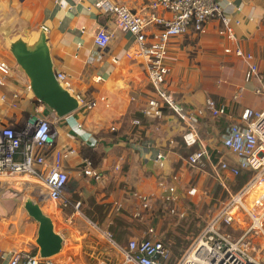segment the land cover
I'll list each match as a JSON object with an SVG mask.
<instances>
[{"label":"crops","instance_id":"crops-1","mask_svg":"<svg viewBox=\"0 0 264 264\" xmlns=\"http://www.w3.org/2000/svg\"><path fill=\"white\" fill-rule=\"evenodd\" d=\"M102 1L124 5L142 15L149 12L148 0H0V61L7 62L11 69L8 81L0 86V125L19 130L29 118H43L51 123L55 147L75 151L64 162L68 183L63 196L72 202L80 201L83 212L80 209L76 213L71 208L69 212L59 211L65 228L77 230L80 239L70 233L73 248L62 251L66 240L54 230L63 239L61 251L52 257L59 258L56 264H106L103 255L110 252L96 248L100 240L86 241V231L75 216L83 215V222L90 224L92 220L84 214L92 211L93 204L106 208L103 217L93 213L103 226L116 227L114 218L129 226L136 204L130 193L151 196L152 213L142 222L146 227L141 231L128 227L131 233L127 230L123 236L128 240L139 238L152 228L157 237L160 227L148 221L162 195L160 181H169L173 175L178 177L175 185L180 199L188 203L183 206L180 200L178 207L188 210L200 195L189 198L184 188L187 182L197 178L195 187L200 193L203 188L207 190L206 184H213L209 179L213 176L207 170L186 164L185 152L190 149L174 139L185 131L182 122L167 111L158 117L143 115L150 95L146 64L143 58L135 56L134 37L121 31L114 18L100 8ZM217 1L228 19L233 39L219 33L222 25L218 20L209 21L202 34L171 39L165 83L176 102L191 112L201 141L215 157L218 144H225L234 129L243 126L245 114L264 110V0ZM42 26L55 73L65 75L69 91L81 103L94 100L95 107L86 109L80 104L76 111L59 118L31 96L28 79L8 45L12 38L35 39ZM101 28L111 35V40L105 49L99 50L94 46V35ZM236 48L253 55L258 65L257 77L246 80L247 63L235 57ZM158 154L164 156L162 166L154 161ZM83 159L92 161L101 174L99 181L82 175ZM50 162L48 156L47 163ZM26 177L0 176L1 264H6L17 251L39 255L35 242L38 224L27 219L22 205L26 198H41L43 209L47 196L40 181ZM116 202L123 205L120 212L115 210ZM116 229L118 235L122 230ZM71 253L70 262L62 260Z\"/></svg>","mask_w":264,"mask_h":264},{"label":"built area","instance_id":"built-area-1","mask_svg":"<svg viewBox=\"0 0 264 264\" xmlns=\"http://www.w3.org/2000/svg\"><path fill=\"white\" fill-rule=\"evenodd\" d=\"M149 12L145 15L131 11L128 7L102 1L99 6L103 12L111 15L116 26L123 32L130 33L136 43L135 56L143 58L146 64V77L150 89L149 98L143 109V115L158 117L167 110L185 126L181 138L187 148L195 147L186 158V164L196 167L205 159L214 177L229 193L227 177L234 176L235 170L241 169L253 172L250 179L233 194L208 219L197 239L184 253L176 264H264L252 255L256 238L264 235V110L252 111L244 115V124L232 132V139L226 143L236 157V164H228L222 160L216 163L201 141L191 112L183 109L169 92L165 83L169 73L168 47L171 39L188 34L199 35L205 30L209 21L218 20L222 28L219 30L228 39H233L217 0H148ZM111 40V35L105 29H99L94 35V46L105 49ZM230 53L229 49H225ZM235 57L242 58L247 63L246 80L258 76V65L251 53H245L240 48L233 51ZM100 59V56L98 57ZM10 66L0 61V86H4L10 77ZM69 90V83L62 73H55ZM99 80V78H97ZM260 93V91H256ZM234 98H237L235 96ZM99 100H104L100 97ZM80 104L86 109L95 107L96 101L90 100ZM138 124V121H134ZM80 128L79 126H77ZM51 138V142L47 139ZM75 153L73 149H58L55 147V134L48 120L31 117L19 130L10 125H0V176H29L40 181L47 191L50 202L60 206V209L71 208L80 213L81 202H72L63 196L68 183V173L64 162ZM50 156L51 162L47 163ZM164 156L158 154L155 162L162 166ZM237 168V169H236ZM118 169V167H115ZM80 172L85 177L95 181L101 179V174L93 167L89 159H83ZM178 177L173 175L169 181H160L162 195L158 198L163 202L168 214L179 219L186 215L185 209L179 208L180 195L175 185ZM195 186L186 190V195L195 197ZM253 197L248 204L247 199ZM135 201L132 218L143 222L152 213V197L131 192ZM123 208L122 203H115L116 212ZM91 227L122 255L121 264H167L170 260V249L155 236L152 228L139 238H131L121 246L114 241L112 234L101 230L90 222ZM221 227L236 228L239 234L234 238ZM3 255L0 251V264ZM48 259L41 258L26 251L13 252L6 264H51Z\"/></svg>","mask_w":264,"mask_h":264},{"label":"rangeland","instance_id":"rangeland-1","mask_svg":"<svg viewBox=\"0 0 264 264\" xmlns=\"http://www.w3.org/2000/svg\"><path fill=\"white\" fill-rule=\"evenodd\" d=\"M232 138H233L232 135H229L226 142ZM174 139L177 140L180 144L183 143L181 136H176L174 137ZM226 142L223 145L218 144L219 153H217L216 157L213 156L212 154L210 156L212 157L213 161H216V163L222 160H226V161L228 160V164L235 165L236 157L229 148L231 142H229V145H227ZM189 153H190V150H186L185 152L186 158L188 157ZM206 165L199 164V166L202 169L206 170L207 169L206 167H208L210 174H212L214 178V174L211 172V168L208 166V164ZM235 171L236 173L234 174V176L230 174V177L229 178L227 177L228 180L226 183H227L229 193L222 187V185L218 182V180H214L213 178L210 177L209 179L213 181V184L212 183L206 184L207 190L204 191V188H203L202 193L197 191L196 195L197 196L200 195V198L198 199L199 201L196 202L197 204L195 202L194 204H191V205L189 204L190 206L189 210L185 208L186 215L184 218L179 219L175 216L169 215L166 205L163 202L158 201L159 203L156 205V211L154 212V216L151 218V220L148 221V223L152 221L151 224H153L154 226L157 225V227H160V231H158V234L160 233L161 234L160 236L158 235L157 237L160 238V240L170 249V252H171L170 260L167 264H176V262H178L181 259L184 253L189 249V247L197 239V237L199 236V233L204 228L208 219L228 199L229 194L230 193L233 194L236 191H238V189H240L251 177L249 176L247 181H245V183L242 186L238 187L240 180H239V177L237 176V170ZM26 178H29V177H26ZM31 180H34V179H31ZM196 182H197V178L196 179L193 178V180H190L189 182H187V184L184 187L185 190L188 189L189 187L195 186ZM210 185H212V188L210 187ZM43 189L45 191V195L47 196L46 189L45 188ZM22 197L23 198L26 197L25 193L22 194ZM252 199L253 197L251 196L247 199L248 204L251 203ZM184 201L185 200H181L183 206L188 204V203L186 204ZM49 207H54V210H52V208L50 209ZM59 209H60V206L55 205L54 203L50 202L47 196V202L43 205V214L49 216L51 219H54V230L56 232L61 233L64 239L66 240V246L62 250V251H65L69 247L73 248L72 239L69 236L70 233H73V235L75 236L77 240L80 239V237H79V233L77 232V230H73V229L71 230L69 226L65 228V226L63 225L64 223L63 218H62V215ZM80 209L82 210L83 207L80 206ZM63 211L69 212V207L66 209H63ZM57 212L59 213L58 216H57ZM26 215L29 221H32L36 225L38 224L37 221H35L30 215H28L27 213ZM75 216L76 218H78L77 219L78 222L82 224L81 229H84V231H86L85 233L86 241L92 243V241L98 242L100 240V243L98 244L96 248L100 250L105 249L108 252H110V254L108 253L107 255H103V257L105 258L104 262L106 264H121V261H120L121 255L119 254L117 249L114 246H112L105 239L103 235H99L98 237L97 234L93 232L94 230L91 227V225L89 223L87 225L83 222L85 220L83 218V215L81 216L75 215ZM97 218L99 220V217ZM131 219L132 221L129 220V226L127 225V222L125 223L123 222L124 227H120V230H123V233L124 232L127 233V230H128V233H131L128 227L130 229L140 230V231L146 227L145 223L143 224L142 222L136 221L133 218ZM92 222H94V224L95 223L98 224L101 230H104V231L108 230L107 226H103L99 221L98 222L92 221ZM221 230L224 232L230 233L234 238H237L239 235L237 233L236 228L221 227ZM263 230H264V221H263ZM108 232L112 234L111 231L108 230ZM124 236L122 238L120 237V239L121 240L123 239V241L121 243L117 242L118 245L123 246L126 243L128 239L127 237L124 238ZM112 237L114 241L116 242V239L113 234H112ZM102 245L104 247H102ZM252 255L257 257L260 260H264V235H259L258 238H256V244H254V250L252 251ZM71 257H72V253H71V256L66 255L64 258H62V260L70 262ZM44 259H48V258H44ZM58 260L59 258H56V260L55 259L53 260V258L51 257L47 261H49L51 264H56V262L59 263Z\"/></svg>","mask_w":264,"mask_h":264},{"label":"water","instance_id":"water-1","mask_svg":"<svg viewBox=\"0 0 264 264\" xmlns=\"http://www.w3.org/2000/svg\"><path fill=\"white\" fill-rule=\"evenodd\" d=\"M40 31L31 41L12 38L9 50L28 79L31 96L50 108L57 117L63 118L76 111L80 101L56 79L46 45L45 26ZM51 141V138L47 139V142ZM22 207L38 223L35 242L39 248V256L50 258L58 254L62 249L63 239L54 231L52 219L43 214L37 202L30 198L23 200Z\"/></svg>","mask_w":264,"mask_h":264},{"label":"trees","instance_id":"trees-1","mask_svg":"<svg viewBox=\"0 0 264 264\" xmlns=\"http://www.w3.org/2000/svg\"><path fill=\"white\" fill-rule=\"evenodd\" d=\"M163 111H167V110H163ZM162 111V112H163ZM168 112V111H167ZM183 144V143H182ZM190 149V151H194L195 150V147L193 148H188ZM190 152V153H191ZM91 161V160H90ZM92 163V161H91ZM200 164H207V162L205 161V159H202L201 160V163ZM93 165V163H92ZM198 166V165H197ZM207 166V165H206ZM207 171L209 172L210 174V171H209V168L206 167ZM253 172L251 171H245V170H241V169H237V176L239 177V184H238V187L242 186L245 181H247V179L249 178V176H252ZM96 213V215L100 216V217H103L105 214H106V208L104 206H101V205H97V204H93L92 205V211H87L85 213V215L92 221H96V217L93 215V213ZM114 223H116V227H124V223L121 219H118V218H114ZM116 227H113L112 225H109L108 229L109 231L112 232V234L114 235L115 239H116V243H121L123 241V239L121 240L120 237L122 238L123 237V230L117 235V229ZM127 242V241H126Z\"/></svg>","mask_w":264,"mask_h":264},{"label":"bare ground","instance_id":"bare-ground-1","mask_svg":"<svg viewBox=\"0 0 264 264\" xmlns=\"http://www.w3.org/2000/svg\"><path fill=\"white\" fill-rule=\"evenodd\" d=\"M201 139V138H200ZM204 143V142H203ZM204 146H205V144H204ZM205 148H206V146H205ZM206 150L208 151V153L211 155V153H210V151L206 148ZM42 199L41 198H38L37 199V205H38V207L43 211V209H42V207L40 206V201H41ZM57 255V254H56ZM53 256H55V255H53ZM53 256H51V257H53ZM50 257V258H51Z\"/></svg>","mask_w":264,"mask_h":264}]
</instances>
